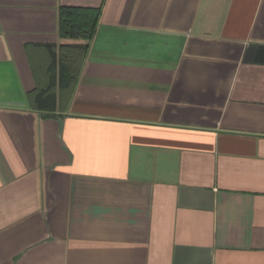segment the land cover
<instances>
[{"label":"crops","instance_id":"1","mask_svg":"<svg viewBox=\"0 0 264 264\" xmlns=\"http://www.w3.org/2000/svg\"><path fill=\"white\" fill-rule=\"evenodd\" d=\"M0 264H264V0H0Z\"/></svg>","mask_w":264,"mask_h":264},{"label":"trees","instance_id":"2","mask_svg":"<svg viewBox=\"0 0 264 264\" xmlns=\"http://www.w3.org/2000/svg\"><path fill=\"white\" fill-rule=\"evenodd\" d=\"M100 15L101 9L61 8L59 10L60 37L79 43L61 45L58 50L53 49V67L51 71L54 80L50 89L58 85L61 94H72L88 53L90 42L96 33ZM37 100L41 104L56 103L55 97L48 96L41 90L37 93ZM38 108L39 110L48 111L55 107L46 109V107L41 105Z\"/></svg>","mask_w":264,"mask_h":264}]
</instances>
